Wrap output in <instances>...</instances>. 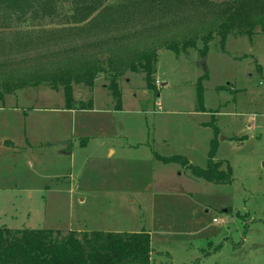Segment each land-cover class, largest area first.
Instances as JSON below:
<instances>
[{"label":"rangeland","instance_id":"obj_1","mask_svg":"<svg viewBox=\"0 0 264 264\" xmlns=\"http://www.w3.org/2000/svg\"><path fill=\"white\" fill-rule=\"evenodd\" d=\"M94 1L0 8V227L145 232L149 264H264V34L219 36L236 0ZM94 69L71 84L90 108L49 85ZM212 147L229 184L158 159L204 169Z\"/></svg>","mask_w":264,"mask_h":264},{"label":"trees","instance_id":"obj_2","mask_svg":"<svg viewBox=\"0 0 264 264\" xmlns=\"http://www.w3.org/2000/svg\"><path fill=\"white\" fill-rule=\"evenodd\" d=\"M34 0H0V8L18 10L31 7ZM101 1V0H98ZM93 3H98L95 0ZM224 16L218 22V34L223 39L231 31L251 37L258 28L264 34V0H236L226 3ZM14 9V10H16ZM95 69L71 79L61 76L58 83L49 82L52 89L62 88L65 106H72L71 84L92 87ZM119 99L116 97V102ZM117 103V104H118ZM77 109L91 107L72 106ZM210 149L206 168L190 165L184 158L158 159L164 163L175 162L187 168L197 179L213 184H229L230 176L218 170L211 161ZM150 239L145 232H75L62 234L58 230L8 229L0 227V264H149Z\"/></svg>","mask_w":264,"mask_h":264}]
</instances>
